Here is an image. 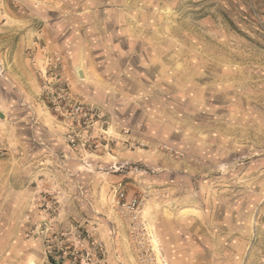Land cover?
<instances>
[{"label": "rangeland", "instance_id": "rangeland-1", "mask_svg": "<svg viewBox=\"0 0 264 264\" xmlns=\"http://www.w3.org/2000/svg\"><path fill=\"white\" fill-rule=\"evenodd\" d=\"M0 264H264V0H0Z\"/></svg>", "mask_w": 264, "mask_h": 264}, {"label": "crops", "instance_id": "crops-1", "mask_svg": "<svg viewBox=\"0 0 264 264\" xmlns=\"http://www.w3.org/2000/svg\"><path fill=\"white\" fill-rule=\"evenodd\" d=\"M31 124L33 127L31 139L39 142L43 148V155L41 158H46V164L44 163V165L48 174L57 170L60 171V175L63 177V175L67 173V177H71L72 180L68 185L74 184L75 181L71 174L74 173L73 168L76 160L79 159L80 153L76 152V149L72 148L70 145L66 131L67 128L64 123L60 120V130L57 128V122L53 120H49L48 122L33 121ZM41 128L45 130L44 135L39 133ZM56 157L60 159L59 162L54 159ZM82 165L84 166V164Z\"/></svg>", "mask_w": 264, "mask_h": 264}, {"label": "built area", "instance_id": "built-area-1", "mask_svg": "<svg viewBox=\"0 0 264 264\" xmlns=\"http://www.w3.org/2000/svg\"><path fill=\"white\" fill-rule=\"evenodd\" d=\"M67 85L68 84H65L64 86L59 88L58 91H56V96H55L56 102L55 103H57V101L60 100V98H64L65 99V95L67 94V87H68ZM58 108H60V106H57V109ZM75 109L83 111L85 109V107L83 105H78L77 106V104H76V108ZM71 142H72V144L74 146H77L76 142H75V138H72ZM121 196L124 197V193L123 192L121 193ZM123 206L128 208V210L131 211V212H137L139 204H138L137 199L134 198V199L127 200V201L123 202Z\"/></svg>", "mask_w": 264, "mask_h": 264}, {"label": "trees", "instance_id": "trees-1", "mask_svg": "<svg viewBox=\"0 0 264 264\" xmlns=\"http://www.w3.org/2000/svg\"><path fill=\"white\" fill-rule=\"evenodd\" d=\"M50 259H53V258L50 256Z\"/></svg>", "mask_w": 264, "mask_h": 264}]
</instances>
